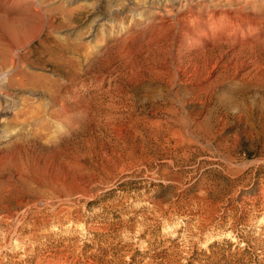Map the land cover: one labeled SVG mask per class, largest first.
Listing matches in <instances>:
<instances>
[{
	"label": "rangeland",
	"instance_id": "374dc122",
	"mask_svg": "<svg viewBox=\"0 0 264 264\" xmlns=\"http://www.w3.org/2000/svg\"><path fill=\"white\" fill-rule=\"evenodd\" d=\"M34 3L15 34L0 18L24 69L55 77L38 50L82 33L100 80L83 90L78 166L45 95L0 81V264H264V49L216 46L234 37L228 12L264 19V0ZM204 27L188 46L181 30Z\"/></svg>",
	"mask_w": 264,
	"mask_h": 264
},
{
	"label": "bare ground",
	"instance_id": "6f19581e",
	"mask_svg": "<svg viewBox=\"0 0 264 264\" xmlns=\"http://www.w3.org/2000/svg\"><path fill=\"white\" fill-rule=\"evenodd\" d=\"M35 3H34V0H0V18H6L7 19V22H8L7 27L9 28L8 29L9 31H11L13 34L16 33V31H15L17 29L16 28V25H17L16 21H18L17 11L15 9L16 7L23 5V4H26V6H27L26 8L28 9V12H26V13L35 12V13L39 14L40 11H43V10H40L41 8L40 9L35 8V6H34ZM58 3L60 4V2H58ZM58 3L53 8L51 6H49L47 8V10L50 9V11H52V12H55V11L56 12H63L67 16H72L76 11H79L81 9V8H78L79 6L67 9V7H65L64 5H61V4L59 5ZM247 6H249V5H247ZM224 9H226V8H224ZM251 9H253V8H251ZM214 10H215V8H214ZM243 10H244V7L240 8V10H233V11H231L232 13L225 11V12H228L231 16L230 17L231 20L229 21L228 25L226 26L227 30H226L225 34L227 35L229 33H233L232 36H234V37L231 41H229V40L224 41L223 40L220 42V41L216 40V41H218L217 42L218 45H216V46L223 47V48H229L230 50H232V52L234 54L244 52V51H249V52L251 51L252 52L253 50L258 49L259 47L261 49H264V37H262V39H253L251 41H244L245 36H247L254 28H256L259 31L264 28V19L253 16L252 15L253 12L252 13L249 12L251 10L248 11L245 18H242L237 13H239L238 11L243 12ZM221 11H224V10L221 9ZM52 12H49V13H52ZM18 13H20V12H18ZM254 15H256V14H254ZM48 17H50V16H48ZM204 18H205V16H204ZM187 20H189V19H187ZM198 21H200V20H198ZM184 24H183V26H185ZM251 25H252V27H251ZM165 28H166V26H165ZM178 28H180V27H178ZM184 29L181 30V35L182 36L186 35L190 39V43L189 44L187 43L188 46H190V44L195 43V40L203 41L209 33L208 30L206 29V27H204L203 29L201 28L202 31H197V32H195L193 30H186V29H185L186 31H183ZM187 31H189V32H187ZM4 33H6V32H4ZM81 34L82 33L77 34V36L74 38L70 35H66L64 37H54L50 34L49 35L50 36L49 37V44L42 46L38 50V57H37L38 58V65L40 66V68H45L49 65L52 66L54 68V73L56 74L55 77H53L51 75H45L42 73L35 74V73H31L30 71L27 72L26 71L27 69L24 66L28 63L27 60H29L30 55H28L26 53L22 54L23 49L26 47L27 43L26 42H19V41H18V43H13L11 37H9V36H6V37L1 36L0 37V81L5 80L6 85L13 87V88H17V89L31 88L34 90H38L43 95H45V97L47 99V106H48V110H46L45 113H47L49 115V117L56 120L57 126H58V128H60L61 139H63L64 142H67L68 144L70 143L74 146L73 150H74L75 155L74 156L66 155L64 161L66 163L73 164L76 166L79 165L78 150L80 147V127L82 125L84 114H85V106H84L85 102L83 99V90L92 84H94V88H96V84L100 80V78H98L99 76L98 77L94 76V74L89 75L88 70L91 69L95 65L94 64L95 63V57L93 56L95 52H94V47L90 48V47L86 46L85 43L81 42V40H80ZM158 35H156V36H158ZM153 36H154V34H153ZM14 38H15V36H14ZM154 38H156V37H154ZM34 39H35V37H34ZM14 40H16V39H14ZM16 42H17V40H16ZM181 42H184L183 38H181ZM214 43H216V42L214 41ZM184 48H185V46H184ZM209 48H211V47H209ZM84 49H86L85 52L83 51ZM97 53H99V51ZM263 56H264V54H263ZM238 59H240V58H238ZM259 60L261 61V59H259ZM234 62H236V61H234ZM32 63H34V62L30 61V63H28V64H32ZM85 65H87V69H86L87 71H85V69H84ZM260 69H258L259 72H260ZM106 70H108V69H106ZM96 71H97V69H96ZM257 74H258V72H257ZM86 76H88V77H86ZM89 77L92 78V83L90 85L88 84V82H86L87 78H89ZM103 80L104 79H102L101 81H103ZM2 90H3L2 84H0V92ZM106 92H109L108 89L106 90ZM115 98H117V97H115ZM93 101H95V100H93ZM104 102H106V101H104ZM90 104H92V103H90ZM111 106L114 107L113 105H111ZM116 107L118 108V106H116ZM94 108H98V107L96 106ZM2 113H3V108L0 110V114H2Z\"/></svg>",
	"mask_w": 264,
	"mask_h": 264
}]
</instances>
